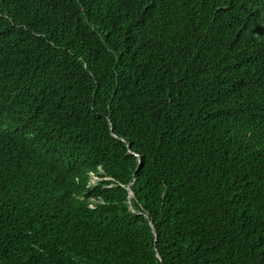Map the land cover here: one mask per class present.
<instances>
[{"label": "trees", "instance_id": "obj_1", "mask_svg": "<svg viewBox=\"0 0 264 264\" xmlns=\"http://www.w3.org/2000/svg\"><path fill=\"white\" fill-rule=\"evenodd\" d=\"M0 264H264V0H0Z\"/></svg>", "mask_w": 264, "mask_h": 264}, {"label": "clouds", "instance_id": "obj_2", "mask_svg": "<svg viewBox=\"0 0 264 264\" xmlns=\"http://www.w3.org/2000/svg\"><path fill=\"white\" fill-rule=\"evenodd\" d=\"M100 172L103 173V171H102L101 168H100ZM96 179H99V178H97V177H92L91 180H90V184H91V185H95L96 183H98L99 181H97ZM93 180H95V184H92V181H93Z\"/></svg>", "mask_w": 264, "mask_h": 264}, {"label": "water", "instance_id": "obj_3", "mask_svg": "<svg viewBox=\"0 0 264 264\" xmlns=\"http://www.w3.org/2000/svg\"><path fill=\"white\" fill-rule=\"evenodd\" d=\"M111 130H112V128H111ZM129 191H130V195H133V193H132V191L129 189Z\"/></svg>", "mask_w": 264, "mask_h": 264}, {"label": "rangeland", "instance_id": "obj_4", "mask_svg": "<svg viewBox=\"0 0 264 264\" xmlns=\"http://www.w3.org/2000/svg\"><path fill=\"white\" fill-rule=\"evenodd\" d=\"M92 184H95V180L92 181Z\"/></svg>", "mask_w": 264, "mask_h": 264}, {"label": "built area", "instance_id": "obj_5", "mask_svg": "<svg viewBox=\"0 0 264 264\" xmlns=\"http://www.w3.org/2000/svg\"><path fill=\"white\" fill-rule=\"evenodd\" d=\"M97 181H100V179H96Z\"/></svg>", "mask_w": 264, "mask_h": 264}]
</instances>
